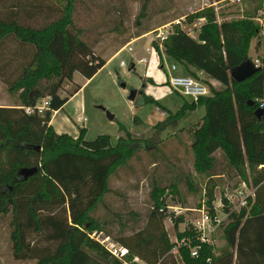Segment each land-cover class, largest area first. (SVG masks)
I'll list each match as a JSON object with an SVG mask.
<instances>
[{
    "label": "trees",
    "instance_id": "1",
    "mask_svg": "<svg viewBox=\"0 0 264 264\" xmlns=\"http://www.w3.org/2000/svg\"><path fill=\"white\" fill-rule=\"evenodd\" d=\"M53 1L55 8L39 0H13L9 11L0 15V78L16 98L12 105H0V216L9 213L13 258L33 257L37 264H120L89 236L90 231L102 228L91 212L103 204V196L109 191L108 175L126 163L136 149L153 144L131 136L121 123L118 129L123 134L113 145L106 133L85 139L81 126L73 137L56 132L48 123L51 112L79 88L75 83L60 95L57 89L62 81H70L73 71L88 78L105 62L83 37V28L74 23L77 0ZM144 6L145 2L134 18L136 24ZM46 8L54 9L56 15L45 22L20 20L22 14L31 17L33 11ZM200 16L203 20L196 36L176 24L162 40L161 50L154 46L158 56L165 54L189 75L197 78L200 70L222 84L219 89L211 88L209 94L182 103L187 109L204 107L189 129L194 167L214 173V151L218 150L227 166L243 178L245 167L252 170L254 189L249 210L223 205L227 213L221 229L225 244L218 256L210 244L198 239V231L190 222L178 229L182 214H170L174 237L187 240L186 244H177L169 239L161 222L166 186L153 177L147 222L131 235L116 236V240L127 247L129 256L136 255L147 264H230L233 247L238 264H264V110L260 116L253 112L259 106L264 109L260 105L264 100V57L259 69L242 80L228 74L231 66L250 58L249 42L257 36L260 25L251 15L216 21L209 6L195 9L183 20L192 22ZM147 30L136 31L133 37ZM11 40L18 48L6 52L3 45ZM3 71L15 72L7 77ZM44 94L48 95V104L40 113L24 111V106H33ZM147 102L160 105L141 92L140 103ZM22 167L35 171L23 176L18 173ZM183 181L190 189L187 175ZM169 186L175 191L174 182ZM30 234L35 236L31 239ZM190 246L197 248L196 255L189 253Z\"/></svg>",
    "mask_w": 264,
    "mask_h": 264
},
{
    "label": "rangeland",
    "instance_id": "2",
    "mask_svg": "<svg viewBox=\"0 0 264 264\" xmlns=\"http://www.w3.org/2000/svg\"><path fill=\"white\" fill-rule=\"evenodd\" d=\"M10 1L13 0H0L1 16L9 11ZM39 1L57 7L53 0ZM212 1L215 2L209 7H212L216 21L250 15L253 17L264 5L261 0L76 1L74 23L83 28V37L91 42V49L101 57L109 59L62 104L61 108L59 107L54 119L56 129L73 133L83 125L85 139H91L98 133H106L109 135L110 144L113 145L117 136L123 134V130L118 129V123H121L131 136L153 144L148 148L136 149L126 163L108 175L109 191L103 196V204L97 205L91 212L102 224L101 229L95 230L99 235L108 234L111 240L117 241L116 236L131 235L134 230L145 225L150 206L148 190L150 180L154 177L166 186L163 195L166 203L165 216L161 222L169 239L174 238L170 214H182L183 220L177 224L178 229H181L186 221L198 217L200 211L206 212L209 217L211 214L216 219L213 222L210 217L207 235L213 254L218 256L225 244L221 231L226 221L223 207L238 209L234 199L239 181L244 180L248 190L254 188L251 180L253 171L245 167L243 178L236 169L227 166L218 150L214 151L217 160L214 173L209 174L207 169H195L189 129L203 114L204 107L197 105L193 109H187L182 103L193 99L189 95L170 89L166 84L167 75L164 70L171 60L162 54L157 62L151 53L143 50V46L148 43L149 34H145L148 30L181 15L184 19L186 14L201 9ZM143 2L144 14L136 24L134 18ZM55 15L54 9L46 8L33 11L31 17L22 14L20 20L40 24ZM262 16L259 32L256 37L250 39L247 51L251 60L256 59L257 64L264 57V33L261 32L264 27V13ZM201 21L194 19L183 28L189 35L196 36ZM146 28L147 31L133 37L136 31ZM131 39H134V43H130L131 50L122 48L118 51L125 41ZM16 48L18 47L13 40L3 45L6 52L15 51ZM141 54L146 55V62L136 60ZM119 60H123L124 65H119ZM130 63H133L131 68ZM14 72L3 71L7 77H11ZM73 72L71 80H63L57 89L60 95L69 91L76 81L80 83L83 79L78 71ZM168 73L177 71L170 70ZM183 73L189 74L184 70ZM197 78L206 84L207 94L211 88L222 87L215 79H207L203 75H197ZM121 81L123 86L120 85ZM129 88L136 89L133 100L126 97ZM141 92L150 95L160 105L153 102L140 103ZM47 96L44 94L38 97L33 106L42 105ZM15 102V93L7 91L5 82L0 78V105H12ZM107 112L111 114L110 118L107 117ZM77 113L85 116L82 123L75 120ZM186 175L190 179V189L183 181ZM171 182L175 183V191L170 189ZM225 194L230 195L231 202L224 203ZM250 203L251 200L244 206L246 212ZM8 220L9 213L0 216V264H37L33 257L13 258ZM34 236L30 234L31 239ZM45 242L44 240L41 244ZM231 250L230 264H238L234 247ZM129 257L131 256L127 255V258Z\"/></svg>",
    "mask_w": 264,
    "mask_h": 264
},
{
    "label": "built area",
    "instance_id": "3",
    "mask_svg": "<svg viewBox=\"0 0 264 264\" xmlns=\"http://www.w3.org/2000/svg\"><path fill=\"white\" fill-rule=\"evenodd\" d=\"M215 1H212L210 3H206L205 6H210L212 3ZM203 7V6H202ZM262 13H264V6H262L259 11L256 12V15L252 17L253 20H255L259 25L261 23V18H263ZM198 20H203V17L200 16L197 18ZM184 24H183V23ZM191 22H186L183 20V16H178L175 18H172L169 21L163 22L150 30H148L145 34H149L148 38V43L143 46V50L145 52L152 53L153 55L156 56L157 62H158V52L157 49L154 46V43L158 46V49L161 50V42L162 40L173 31L174 25H178L179 28L185 30L183 27H185L186 24H189ZM186 31V30H185ZM187 32V31H186ZM261 32L264 33V27L261 28ZM135 38V37H134ZM134 39H131L127 42L124 43L119 49L121 50L122 48H125L127 50H131L130 43H134ZM139 62H146L147 57L144 54H141L137 57L136 59ZM254 64L256 63V59L252 60ZM119 65H124L123 60H119ZM160 66V65H159ZM176 67V63L172 62L168 66V70H174ZM166 84L167 86L174 90L177 91L181 94L189 95L192 99H196L199 95H205L207 94V87L204 82H202L200 79L189 75L187 73H168L166 77ZM47 101L48 97L42 101V105H35L33 106H24L23 109L26 113L32 112L35 110L37 113H40L44 107L47 106ZM260 105H264V100L261 101ZM75 120L82 123L85 120V116L77 113L75 115ZM237 195H235V204L237 208L239 209L240 207L246 206L250 200H252V194H253V189L251 188L250 190L247 189V184L245 183L244 180H241L238 182L237 186ZM224 200L226 203L231 202V197L230 195L225 194L224 195ZM225 215L227 214L224 212ZM210 217L213 219L212 221L215 222L216 219L214 218L213 215L210 214ZM210 217L206 212H201L198 217L190 220V224L192 227H194L198 231V239L201 242L208 243L209 238L207 235V230L209 226V219ZM89 236L95 238L99 243L103 245V247L114 257L120 260V264H147L144 260L140 259L136 255H132L131 257L127 258L128 255V249L124 245H121L115 240H111L108 234H97L95 230H92L89 232ZM174 241L179 244H186L187 240L184 237H180L179 239H176L175 237L173 238ZM189 253L191 255H196L197 254V248L195 246H190L189 247Z\"/></svg>",
    "mask_w": 264,
    "mask_h": 264
},
{
    "label": "water",
    "instance_id": "4",
    "mask_svg": "<svg viewBox=\"0 0 264 264\" xmlns=\"http://www.w3.org/2000/svg\"><path fill=\"white\" fill-rule=\"evenodd\" d=\"M132 66H133V64L130 63L129 67L131 68ZM259 67L260 66L258 64H254V62L250 58H245V59L241 60L239 63H237L236 65L231 66L228 69V74L234 80L239 81V80L246 78L247 76H249L250 74H252L256 70H258ZM120 85L123 86L124 83L121 81ZM135 93H136L135 88H129L127 95H126L127 99L133 100ZM263 110H264L263 107L259 106V107H256L253 110V112L256 116H260L263 113ZM106 115L109 118L111 117V114L108 112L106 113ZM33 147L38 148V145H34ZM32 170L35 171V168L28 169V168L22 167L18 170V173H22L23 176H26Z\"/></svg>",
    "mask_w": 264,
    "mask_h": 264
},
{
    "label": "crops",
    "instance_id": "5",
    "mask_svg": "<svg viewBox=\"0 0 264 264\" xmlns=\"http://www.w3.org/2000/svg\"><path fill=\"white\" fill-rule=\"evenodd\" d=\"M151 54H152V53H151ZM144 55H145V54H144ZM152 55H153V54H152ZM145 56H146V55H145ZM153 56L156 58L155 55H153ZM110 57H111V56H110ZM168 58H169V57H168ZM107 59H109V57H106V58H105V62L107 61ZM156 59H157V58H156ZM161 59H162V58H161ZM169 59L171 60V63L174 62L171 58H169ZM105 62H104V63H105ZM156 63H157V62H156ZM174 63H176V62H174ZM132 64H133V63H132ZM177 65H178V67H175L174 70H176L177 73H183V70H182L181 66H180L179 64L176 63V66H177ZM132 67H133V66H132ZM98 69H99V68H98ZM98 69H97V70H98ZM97 70H96V71H97ZM164 71H165V74L167 75V74H168V71H169V70H168V67H166V69H165ZM73 73H74V72H72V76H73ZM197 74H198L199 76L203 75V77H205V78H207V79H210V77L207 76L206 73H204L203 71H200V70H199V71H197ZM92 75H93V74H92ZM92 75H91V76H92ZM88 78H89V77H88ZM88 78L83 76V79L81 80L80 83H79L78 81H76L77 84L79 85V88L82 87V85L88 80ZM79 88H78V89H79ZM78 89H77V90H78ZM77 90H76V91H77ZM76 91H75V92H76ZM75 92H74V93H75ZM74 93H72L71 95H69L68 98H69L70 96H72ZM68 98H67V99H68ZM61 107H62V106H61ZM61 107H60V108H61ZM58 110H59V108H58V109H54V110L51 112V114H50V118H49V120H48V123L51 124V126L53 127V129H54L56 132H65L66 130H58V129H56V126L54 125V119L56 118V114H57ZM82 126H83V125H82ZM83 127H84V126H83ZM84 128H85V127H84ZM66 132H68V131H66ZM68 133H70V132H68ZM76 134H77V129H76V131H74L73 133H70V135L73 136V137H74Z\"/></svg>",
    "mask_w": 264,
    "mask_h": 264
}]
</instances>
